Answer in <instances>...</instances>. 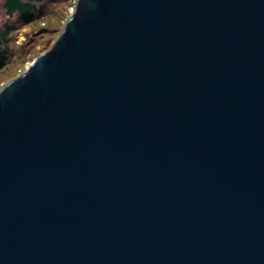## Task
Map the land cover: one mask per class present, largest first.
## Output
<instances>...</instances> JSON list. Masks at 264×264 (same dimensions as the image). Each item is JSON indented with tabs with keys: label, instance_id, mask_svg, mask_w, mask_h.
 <instances>
[{
	"label": "water",
	"instance_id": "water-1",
	"mask_svg": "<svg viewBox=\"0 0 264 264\" xmlns=\"http://www.w3.org/2000/svg\"><path fill=\"white\" fill-rule=\"evenodd\" d=\"M0 264H264V0H78L0 89Z\"/></svg>",
	"mask_w": 264,
	"mask_h": 264
},
{
	"label": "rangeland",
	"instance_id": "rangeland-1",
	"mask_svg": "<svg viewBox=\"0 0 264 264\" xmlns=\"http://www.w3.org/2000/svg\"><path fill=\"white\" fill-rule=\"evenodd\" d=\"M77 3L78 0H58L48 8L44 17L35 19L16 32L15 55L0 69V89L21 74L38 54L51 47L67 19L76 10ZM30 39L35 42L32 48L28 47Z\"/></svg>",
	"mask_w": 264,
	"mask_h": 264
},
{
	"label": "trees",
	"instance_id": "trees-1",
	"mask_svg": "<svg viewBox=\"0 0 264 264\" xmlns=\"http://www.w3.org/2000/svg\"><path fill=\"white\" fill-rule=\"evenodd\" d=\"M57 2L58 0H0V69L15 55L16 32L35 19L44 17L48 8ZM34 45L35 42L30 39L28 47L32 48Z\"/></svg>",
	"mask_w": 264,
	"mask_h": 264
}]
</instances>
